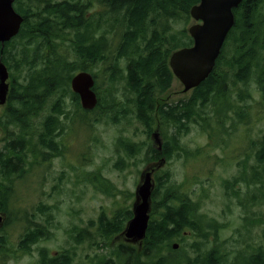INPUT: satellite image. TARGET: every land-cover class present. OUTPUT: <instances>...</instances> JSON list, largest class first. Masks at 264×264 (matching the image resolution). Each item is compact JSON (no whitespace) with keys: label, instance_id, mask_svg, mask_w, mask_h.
Segmentation results:
<instances>
[{"label":"trees","instance_id":"obj_1","mask_svg":"<svg viewBox=\"0 0 264 264\" xmlns=\"http://www.w3.org/2000/svg\"><path fill=\"white\" fill-rule=\"evenodd\" d=\"M198 3L199 0H15L24 23L15 38L4 46L0 43V59L11 70L9 99L0 119L6 133L0 150V212L8 214L14 182L24 178L29 167L64 155L66 123L79 120L78 114L83 117L81 123H88L87 117L97 111L101 113L95 121L102 118L118 123L130 113L145 125L148 135L155 126L161 131L172 128L174 133L164 141L163 152L152 144L148 146L146 157L152 162L162 157L169 161L173 153L191 156L193 152L184 150L179 142L191 123L200 125L210 138L211 132L224 129L225 122L232 120L227 112L232 108V81L247 87L246 92L239 93L246 100L254 97L255 91L248 88L253 80L264 111V0H243L234 10L236 24L214 71L188 99L170 104L161 98L174 78L169 65L172 52L193 44L186 29L192 20L191 9ZM181 23L184 26L176 28ZM97 67L105 75V89L97 82ZM81 71L92 73L96 79L94 89L99 103L93 111L81 107L79 95L71 88L72 78ZM121 82L133 93L135 111L127 109L115 95ZM69 100L76 113L68 111ZM236 115L241 123L247 118L244 111ZM120 145L129 157L140 150L129 142ZM30 156L34 158L32 162ZM257 162L260 166L253 168L251 177L244 167L241 177L224 182L228 194L233 190L238 196L240 181L264 188V135ZM163 172L161 169L155 174L151 220L143 245L139 248L124 242L112 243L132 218L130 208L116 210L113 216L102 214L95 235L110 241L112 252L104 259L97 255V264H224L221 241L205 247L210 236L219 240L220 224L200 212L199 202L191 195L192 187L185 190L183 184L172 183L171 176ZM86 176L98 190L109 196L115 194L116 188L104 175L98 172ZM48 209L46 205L39 207L45 215ZM49 236L46 227L28 225L19 251L30 252L33 245ZM195 237L191 245L195 256L188 255L185 241ZM177 240L181 246L174 250L172 243ZM0 245L2 253H14L5 237ZM41 255V264L71 262L63 253L56 257L46 252ZM237 264H264V248L248 258H239Z\"/></svg>","mask_w":264,"mask_h":264},{"label":"rangeland","instance_id":"obj_2","mask_svg":"<svg viewBox=\"0 0 264 264\" xmlns=\"http://www.w3.org/2000/svg\"><path fill=\"white\" fill-rule=\"evenodd\" d=\"M194 23L192 19L187 29ZM183 26L181 23L176 28ZM99 67L94 72L98 74L97 82L105 89V75ZM232 83V108L227 111L232 120L225 122L224 129L211 132L213 138L200 125L191 123L179 142L184 150L193 153L188 158L183 152L173 153L162 173L169 174L172 183L183 184L185 190L192 187L191 195L199 202L200 212L220 224L219 240L210 236L205 247L211 248L221 241L223 246L220 249L226 256L224 264H237L239 258H248L264 248V188L247 186L240 181L236 188L238 196H234L233 190L228 194L224 187L226 180L241 177L244 167L251 177L253 168L260 166L256 154L260 138L264 135V111L261 110L258 86L252 80L248 88L255 91L254 97L244 100L239 93L242 90L246 92L247 87ZM117 87L115 95L127 109L135 111L133 93L128 86L121 82ZM183 89V84L174 75L169 89L161 98L170 104L188 99L192 91L184 93ZM68 103V111L74 113V105L70 100ZM240 111L247 115L242 123L236 115ZM100 113L90 114L88 123L79 121L81 114H78L79 120L67 121L64 155L50 163L29 167L24 178L14 182L9 212L1 213L6 223L2 224L0 231L8 240L9 247L14 251L17 249L19 254L1 259L0 264H41L44 252L55 257L63 253L71 259L70 264H97V255L102 259L111 255L110 241L95 235L100 218L102 214L113 216L116 210L132 208L141 172L150 163L146 153L148 146H153V131L148 135L145 125L133 114L128 113L126 119L114 123L102 118L95 121ZM161 133L166 141L170 140L174 131L168 127ZM5 135V131L0 130V150L4 147ZM122 142L132 143L135 149L140 150L129 157L120 145ZM29 160L32 162L34 158L30 156ZM116 163L120 166L117 167ZM98 172L116 188L114 195L109 196L88 182L86 175ZM41 205L49 208L46 215L50 216L46 217L39 211ZM28 225L44 226L50 236L33 245L30 252L19 251L21 237ZM196 240L195 237L185 241L184 249L188 250V255L195 256L191 245ZM174 242L180 243L178 240ZM143 261L146 259L143 258Z\"/></svg>","mask_w":264,"mask_h":264},{"label":"water","instance_id":"obj_3","mask_svg":"<svg viewBox=\"0 0 264 264\" xmlns=\"http://www.w3.org/2000/svg\"><path fill=\"white\" fill-rule=\"evenodd\" d=\"M242 2L243 0H200L192 7L190 14L196 23L189 27V34L193 39V45L175 51L170 57L173 73L184 85L183 92L187 93L199 87L213 72L227 36L236 24L234 10ZM23 22V16L14 8V0H0V42L3 45L20 33ZM9 78L8 67L1 59L0 107L8 100ZM94 86L95 78L87 71H81L72 78V90L80 96L85 110H93L98 104ZM152 141L162 152L163 140L158 129L152 134ZM165 164L166 160L162 158L141 172L132 207L133 218L114 238L113 243L124 241L142 246L149 226L152 195L156 187L154 173ZM2 222L3 216L0 215V224ZM172 247L178 249L179 244L174 243Z\"/></svg>","mask_w":264,"mask_h":264},{"label":"flooded vegetation","instance_id":"obj_4","mask_svg":"<svg viewBox=\"0 0 264 264\" xmlns=\"http://www.w3.org/2000/svg\"><path fill=\"white\" fill-rule=\"evenodd\" d=\"M0 115H1V114H0ZM3 223H6L5 220H4ZM2 226H3V225L0 226V230H1ZM3 237H4V236H2V232L0 231V240L3 239ZM0 246H1V245H0ZM17 254H19L17 249H15L14 253H10V252H9V253L4 254V253L1 252V253H0V260H1V259L4 260L7 256H16Z\"/></svg>","mask_w":264,"mask_h":264},{"label":"bare ground","instance_id":"obj_5","mask_svg":"<svg viewBox=\"0 0 264 264\" xmlns=\"http://www.w3.org/2000/svg\"><path fill=\"white\" fill-rule=\"evenodd\" d=\"M123 16V15H122ZM125 20V19H124ZM111 23V22H110ZM120 23V22H119ZM131 24V23H130ZM237 27V26H236ZM238 28V27H237ZM187 30V29H186ZM121 37V36H120ZM231 38V37H230ZM236 38V37H235ZM166 43V42H165ZM228 43V42H227ZM234 43V42H233ZM230 44V43H229ZM230 46V45H229ZM236 46H238V45H236ZM235 49H236V47H235ZM239 50V49H238ZM234 51V50H233ZM169 52H170V50H169ZM172 52V51H171ZM173 53V52H172ZM242 53V52H241ZM170 68H171V66H170ZM171 70H172V68H171ZM172 72H173V70H172ZM236 73V72H235ZM232 74V73H231ZM175 75V74H174ZM235 77V76H234ZM243 79V78H242ZM241 82V81H240ZM243 82V81H242ZM233 84V83H232ZM255 86V85H254ZM243 87V86H242ZM256 87V86H255ZM244 88V87H243ZM227 89V88H226ZM246 90V89H245ZM227 93V92H226ZM228 93H230V92H228ZM194 95V94H193ZM177 98V97H176ZM179 99V98H178ZM192 99V98H191ZM174 102V101H173ZM176 110V109H175ZM172 113V112H171ZM167 114V113H166ZM165 114V115H166ZM176 116V115H175ZM175 118V117H174ZM250 124V123H249ZM251 152H252V149H251ZM19 154V153H18ZM257 155V154H256ZM257 157V156H256Z\"/></svg>","mask_w":264,"mask_h":264}]
</instances>
